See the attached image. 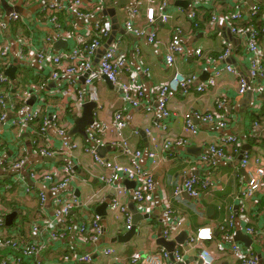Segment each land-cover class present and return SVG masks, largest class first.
Returning <instances> with one entry per match:
<instances>
[{
	"label": "crops",
	"instance_id": "obj_1",
	"mask_svg": "<svg viewBox=\"0 0 264 264\" xmlns=\"http://www.w3.org/2000/svg\"><path fill=\"white\" fill-rule=\"evenodd\" d=\"M48 1L15 0L12 4L4 3L0 6V16L8 20V27L0 32V45L5 41L10 44L8 68L11 65L16 67L15 80L5 73L12 83L7 97L18 104L25 99L34 108L41 105L44 98L48 103V112L58 109L64 113L70 130L87 102L97 103L94 123L99 126L110 124L114 111L121 110L126 123L123 138L131 149H141L144 152L140 160L142 166L145 169L151 166L152 159L147 156L150 151L156 153L160 161L154 169V187L146 195L145 201L139 203L132 193L138 185L136 180H129L124 175L114 183L100 179L105 173V167L95 161L91 152L84 149L90 143L88 139L80 134L68 133L69 137L80 144L72 157H41L33 153L34 147L47 144L46 135L39 129L41 121L20 131L12 127L11 120L8 119L0 125V155L7 160L25 155L28 160L21 170L0 169V211L4 213L5 219L4 229L1 231L32 239V225L43 223L47 216H52L53 211L50 203L47 212H42L38 193L44 191L48 198L54 193L46 183L28 178L29 172L36 167L57 169L62 163L72 162L76 167V177L61 193L73 194L84 201L92 198L89 206L72 210L70 221L80 225L99 215L102 229L96 241L89 238V235L83 238L77 232H69L55 241L48 238L45 241L46 249L38 256L44 264L125 262L136 253L145 254L166 249L159 243L160 237L175 241L177 249L186 244L200 229H210L211 239L188 245L184 254L185 264L199 262L203 248L212 251L213 264H238L239 259L233 251L234 245L251 250L258 256L259 264H264V187L252 199L241 197L249 182V172L253 168L252 165H241L243 153H249L252 158L264 156V133L254 137L251 134L256 118L264 123V79L248 78V89L244 93L239 91V80L247 77L250 67L248 35L243 30L254 21L253 8L261 2L263 10L260 12L264 17V0L204 2L198 7L195 18L190 16L193 0L170 1L166 11L169 19L164 21L158 16L152 23L146 17V10L152 2L142 0L138 15L133 17L135 25L146 33L141 36L129 33L125 28L128 8L133 5L132 0H84V11L104 18L110 25V36L104 40V46L97 55L100 56L109 42H120L119 51L125 55L127 61L126 67L120 73V81L128 83L132 80L144 92V98L138 106L126 101L122 89L107 79H99L92 88H87L84 75L74 77L73 83L69 84V78L64 76L52 80L49 76L51 68L39 66L33 51L42 37L53 36L57 30L63 29L73 32L74 37L65 36L54 42L55 50H68L79 42L78 37L89 34L93 28V17H81L68 11H63L58 16L63 29L56 27L49 21L47 13L42 11V6ZM13 11L21 15L20 20L9 21L8 17ZM237 12H241L244 17L234 22L231 15ZM214 16L216 20H213ZM234 24L239 27L238 32L231 30ZM176 27L183 31L185 51L177 54L175 64L169 67L166 65V55L173 29ZM149 33H156L159 42L150 43ZM259 43L264 59V27L260 31ZM198 48L202 49L201 55L196 53ZM228 48L230 52L225 56ZM22 49L27 55L24 58L20 57ZM228 64L236 67L237 73L227 71ZM216 71H221V75L215 77V83L209 84L204 91H199L197 87L209 83ZM177 72L192 75L194 79L185 87L179 85L174 95L168 99L170 117H162L156 110L146 112L145 104L155 107L158 88L171 81ZM44 82H47L45 87L42 86ZM76 90L87 93L83 103L77 99ZM221 99L225 100L221 112L228 116L226 128L219 127L217 120H204L205 114L217 108V101ZM187 113L194 115L193 121L198 128L196 134L185 131ZM197 114H201L200 117H196ZM13 115V111H10L9 117ZM231 134L238 136L237 143L226 147L231 159H217L215 164H207L201 160L200 157L209 152L211 142ZM164 136L169 139L184 138L187 142L183 145L173 142L165 150ZM47 137L56 146L61 142L53 127L48 129ZM113 139L115 135L107 136L98 154L104 160L117 159L121 164H128L129 156L121 147L110 145ZM19 173L25 174L28 179L18 181ZM194 175L209 178L212 182L208 188L201 189L197 199L182 189L186 179ZM130 181L134 182L133 186L129 184ZM27 184L35 187V191H26ZM116 186H124L128 190L121 200L129 215L133 218L132 209L135 207L142 215L135 233L129 239H125L131 231L125 219L119 216L120 212H117V217L110 210V201ZM177 188L182 189L179 194L175 193ZM165 209H171L173 216L177 217V222L167 238L163 235ZM13 212L16 216L11 224L6 223V217ZM222 225H225V229H221ZM183 237H186L184 242L178 243L176 239L181 240ZM108 248L113 254L106 256L103 251ZM72 251L91 253L93 261L65 263L64 255ZM5 253L6 250L0 249V260Z\"/></svg>",
	"mask_w": 264,
	"mask_h": 264
},
{
	"label": "built area",
	"instance_id": "obj_2",
	"mask_svg": "<svg viewBox=\"0 0 264 264\" xmlns=\"http://www.w3.org/2000/svg\"><path fill=\"white\" fill-rule=\"evenodd\" d=\"M15 0H0V6L4 3L14 2ZM152 5L146 10L147 20L152 23L156 17H160L162 20L167 21L169 15L166 13L167 7L170 1H183V0H150ZM212 0H193V8L190 11V16L195 18L197 15V9L202 3L210 2ZM133 5L128 8V19L126 20V30L129 33L137 36L145 35L143 29L137 27L133 20V17L138 15L141 8L142 0H132ZM84 0H49L42 6V11L47 13L49 21L58 28L63 29V25L58 20V16L63 11L75 13L81 17H93V28L91 32L83 37H78V43L74 47L66 50H55L54 42L62 37L72 36L73 32H69L63 29V31H56L55 35H47L39 40L38 47L34 53V58L39 63L41 68L49 66L51 73L49 76L52 80H56L60 77L69 78L68 83H73V78L84 75L85 86L92 88L94 83L99 79H107L113 85H116L122 89L125 100L132 103L134 106H138L144 98V92L139 89L137 84L130 80L128 83L120 81V73L127 65L126 57L119 51L120 42L111 41L103 49V52L98 56L99 49L104 46V40L110 36V25L101 17L93 16L92 12H86L83 10ZM260 9V5L253 8L252 16L257 15ZM243 14L237 12L231 15V19L237 22L243 19ZM9 21H18L21 19V15L13 11L9 17ZM216 20V17H213ZM8 27V20H5L0 16V32L6 30ZM172 39L169 44V51L166 55V65L171 67L175 64L176 55L183 54L185 46L182 42L183 31L180 27L173 29ZM233 32H238L239 27L234 24L231 28ZM248 35L247 37V51L250 56V67L247 77H241L239 80V91L244 93L248 89V78L255 80L264 79V59L262 56V50L260 48L259 36L260 31L254 26L250 25L243 30ZM148 40L150 43L159 42L157 40L156 33H149ZM9 51L10 44L5 41L0 45V125H2L8 119L11 120V126L23 131L30 127L37 121H41L40 132L46 135L47 144L44 146H38L33 148V153L41 157L55 158L58 156H64L70 158L74 152L79 148L80 144L68 136L70 131L69 122L66 119L64 113L58 109L50 110L48 112L47 102L42 98L43 103L37 107H31L28 105L25 99L21 104H18L15 100L7 97L8 92L12 88L8 76L5 74L6 69L9 66ZM229 48L226 51L225 56L229 54ZM198 55L202 54V49H196ZM27 56L23 49L20 51V57ZM96 59L97 62H96ZM226 70L237 73L236 67L231 64L226 66ZM221 75V71H216L214 78H211L209 83H203L197 87L199 91H204L208 85L215 83V77ZM194 76L184 75L181 72L175 73L174 77L167 84L162 85L157 90V104L155 107L145 104L146 112H153L156 110L162 117L169 118L171 113L168 106V99L174 95L178 86L185 87L192 82ZM43 87L47 86V82L42 84ZM77 99L82 103L87 96V93L83 90H76ZM87 100V99H86ZM225 106V100L221 99L217 101V108L208 112L204 116L205 121L217 120V125L221 128L228 126V116L221 112V109ZM13 111L14 115L10 118L9 112ZM201 114H197L196 117H200ZM186 133L196 134L198 128L194 124V115L191 113L186 114ZM125 119L121 110L114 111L113 120L110 124L95 125L92 124L87 128L88 140L90 143L84 146V149L91 152L94 155L95 161L105 167V173L100 176V179L107 183H114L121 175H124L129 180H136L138 185L133 189L132 193L136 201L143 203L146 195L154 187V169L159 164V158L156 153L150 151L147 156L152 159L151 166L145 169L141 164V158L144 152L141 149L133 150L129 147L127 141L123 138V131L125 128ZM53 127L61 142L58 146L47 137L48 129ZM166 129V126L163 127ZM264 133V123L259 120H254L251 127L252 136H257ZM111 134L115 135V139L110 141V145L120 146L122 151L129 156L128 164H121L119 160H104L97 151V148L104 144L105 138ZM183 145L187 142L184 138H167L164 136L163 145L165 150H168L171 144ZM238 142V136L236 134L221 136L218 140L209 144V152L202 155L200 158L204 163L215 164L217 159H231V155L226 152V147L230 144ZM27 156H18L14 160H7L3 155H0V169H13L21 170L27 163ZM241 165L243 167H249L252 165V170L249 174V182L244 188L241 197L243 199H252L256 194L264 187V156L259 155L252 158L249 153H243L241 158ZM76 177V167L72 162H65L61 164V167L57 169H46L42 167L33 168L28 178L32 180H39L46 183L49 189L54 195L48 198L46 192L40 191V208L42 212H47V206L51 203L53 205L52 216H47L43 223H35L32 225L31 231L33 234L32 239H27L22 235L12 236L5 234L1 230L4 229L5 219L4 213L0 211V249L6 250V253L2 256L0 264H44L42 260L38 258L47 247L45 242L48 238L55 241L59 240L69 232H77L83 238H89L96 241L98 235L101 232V217L95 215L88 223L82 222L77 225L70 221V215L73 209H77L83 206H89L91 198L87 201L81 200L73 194L61 193L69 183ZM25 174L19 173L18 181H25L28 179ZM212 182L209 178L200 176H191L186 179L183 190L189 193V195L195 199L199 198L201 189L208 188ZM114 194L110 201V210L119 216H123L127 227H132V217L127 212V208L122 202V196L126 195L128 190L124 186L114 187ZM180 188H177L175 193L181 192ZM26 191H35V187L27 184ZM118 217V215H117ZM165 219V229L163 235L167 238L170 235V230L177 222V217L173 216L171 209H165L163 212ZM221 229H225V225L221 226ZM252 231V229H249ZM210 229H200L198 233L189 238L186 244L181 245L179 248L170 252L166 249H162L158 252H149L145 254L136 253L132 255L128 261L117 262L116 264H179L184 263V254L187 251V246L200 243L205 239H211ZM233 251L239 259L238 264H259L258 256L251 250H244L238 245L233 246ZM103 254L108 256L112 255L113 251L108 248L103 251ZM33 260V263L31 262ZM65 263H89L93 261L91 253H77L72 251L67 253L63 257ZM214 255L211 250L203 248L200 252L199 262L196 261L193 264H213Z\"/></svg>",
	"mask_w": 264,
	"mask_h": 264
},
{
	"label": "water",
	"instance_id": "obj_3",
	"mask_svg": "<svg viewBox=\"0 0 264 264\" xmlns=\"http://www.w3.org/2000/svg\"><path fill=\"white\" fill-rule=\"evenodd\" d=\"M15 70H16V67L12 66V65L9 68H7V70H6V74L9 75V77L12 80H15V75H14ZM96 107H97L96 102H87L84 105V107H83L84 109H83L81 115L79 117H77V119L75 120V123H74V127L69 132L71 135L80 134L85 139H88L87 128H88V126L92 125L95 122L94 111H95ZM102 148H103L102 145L99 146L97 148V151L99 152L100 150H102ZM133 183H134L133 181L129 182V184L131 186H133ZM132 213H133V218H132L133 220H132V227L130 228L131 231H129V233L127 234L125 239H129V237L135 233L136 226L138 225V222L142 216L136 207L134 209H132ZM15 216H16L15 212L8 215L6 217V223L11 224V222ZM185 239H186V237H183V239H181V240L180 239H176V240H178V243H183ZM159 243L161 245L165 246V248L170 252H173L177 246L175 241H168L163 237L159 238ZM179 264H185V263H179Z\"/></svg>",
	"mask_w": 264,
	"mask_h": 264
},
{
	"label": "trees",
	"instance_id": "obj_4",
	"mask_svg": "<svg viewBox=\"0 0 264 264\" xmlns=\"http://www.w3.org/2000/svg\"><path fill=\"white\" fill-rule=\"evenodd\" d=\"M261 10H263V4L260 3V9L257 13V15L253 16L254 21L252 22V25H254L259 31H261L264 27V17L261 15ZM259 118H256L255 120H258ZM260 120V119H259Z\"/></svg>",
	"mask_w": 264,
	"mask_h": 264
}]
</instances>
